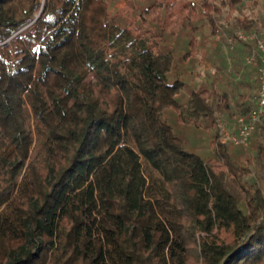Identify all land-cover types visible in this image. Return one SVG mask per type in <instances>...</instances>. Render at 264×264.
<instances>
[{
	"label": "trees",
	"instance_id": "1",
	"mask_svg": "<svg viewBox=\"0 0 264 264\" xmlns=\"http://www.w3.org/2000/svg\"><path fill=\"white\" fill-rule=\"evenodd\" d=\"M125 1L136 18L109 0H0V264H107L101 232L115 264H264V117L249 145L222 143L228 92L215 81L179 100L172 39L189 28L187 60L201 12L216 27L243 0ZM231 34L235 61L263 37ZM249 63L259 86L262 60ZM169 109L215 127L210 157ZM253 148L260 185L238 160ZM165 228L181 251L164 252Z\"/></svg>",
	"mask_w": 264,
	"mask_h": 264
},
{
	"label": "rangeland",
	"instance_id": "2",
	"mask_svg": "<svg viewBox=\"0 0 264 264\" xmlns=\"http://www.w3.org/2000/svg\"><path fill=\"white\" fill-rule=\"evenodd\" d=\"M111 9L119 10L122 13H131L136 18V12L133 11L125 0H109ZM140 6L150 2V0H136ZM215 19L216 27L211 24L208 14L203 11L197 23L200 24L193 35L197 39V51L187 60H182L181 55L189 49L188 40L191 32L184 28L179 31L174 39L175 51L178 58L177 71L186 81V85L178 94L181 101H185L193 88L211 87L212 82L217 83L218 87L228 92L230 109L220 115L219 124L233 129L236 126L237 116L251 107L257 95L258 71L249 63L248 53L240 60H233L231 57V45L228 41L231 33L237 29H244L248 32H262L264 37V1L243 0L237 5H227L220 12H217ZM249 18V28L243 27L240 23L242 19ZM214 28V30H213ZM256 48V47H255ZM254 48V49H255ZM243 54V52H241ZM240 53V54H241ZM224 61V62H223ZM170 121L174 125L178 134L182 137L186 148L195 150L200 155L208 158L212 155L211 139L214 130L194 125H186L176 121V114L172 109L168 111ZM250 144V143H249ZM248 144V145H249ZM232 151H238L235 146H230ZM256 151H251L253 163L246 157V153H241L238 160L249 165L252 172L246 175V179L252 185H260L258 178V168L255 162ZM105 240L102 260L107 264H115L109 256L108 249L114 246L110 235L104 232L100 233ZM163 250L168 252H179L182 250V243L177 239L175 233L169 228H165L163 237ZM121 255V253H119ZM121 260L123 258L120 256Z\"/></svg>",
	"mask_w": 264,
	"mask_h": 264
},
{
	"label": "built area",
	"instance_id": "3",
	"mask_svg": "<svg viewBox=\"0 0 264 264\" xmlns=\"http://www.w3.org/2000/svg\"><path fill=\"white\" fill-rule=\"evenodd\" d=\"M235 36L242 39H253L257 37L256 32H246L243 29L235 30ZM232 36L228 41L231 42ZM262 60L259 68V86L254 104L244 112H241L236 118V126L233 129L222 126L219 134V140L222 143H230L232 145H248L254 130L264 117V38H258V44L255 49L247 57L248 62H252L258 58Z\"/></svg>",
	"mask_w": 264,
	"mask_h": 264
}]
</instances>
